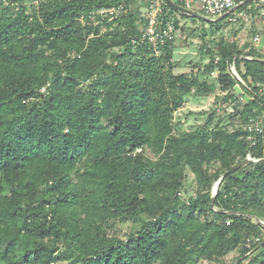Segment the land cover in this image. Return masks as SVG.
Listing matches in <instances>:
<instances>
[{"label":"trees","instance_id":"1","mask_svg":"<svg viewBox=\"0 0 264 264\" xmlns=\"http://www.w3.org/2000/svg\"><path fill=\"white\" fill-rule=\"evenodd\" d=\"M139 1L0 0V264H198L234 250L264 264V135L223 123L264 110V52L221 39L206 72L249 100L228 112L216 96L175 132L185 97L216 87L174 73L173 40L160 55L139 40ZM122 2L110 29L79 21ZM126 219L134 230L110 233Z\"/></svg>","mask_w":264,"mask_h":264},{"label":"rangeland","instance_id":"2","mask_svg":"<svg viewBox=\"0 0 264 264\" xmlns=\"http://www.w3.org/2000/svg\"><path fill=\"white\" fill-rule=\"evenodd\" d=\"M139 2L140 14L142 16L146 4H143L144 1ZM36 4L37 2H34V5ZM250 4L251 8L247 11V22H243V20L228 22L227 17H223L216 22H206L174 10L173 16L177 23L171 58L174 64V73L185 72L193 74L201 80L213 83L216 87L215 91L207 95L190 94L185 97L182 107L174 113L173 123L175 132L187 131L197 124L203 123L208 116L209 110L214 105L215 97H218L222 92L216 80L217 71L215 70L211 74L206 72V67L213 59L211 52L214 54L215 59L217 55V43L221 39L234 41L238 47H254L260 52H264V5L260 1L251 2ZM190 10L205 15L198 6H194ZM218 16L209 18L216 19ZM138 24L141 25L142 22ZM106 27L107 25L103 24L100 29L105 31ZM255 35H258V41L254 40ZM234 89L237 92L241 90L238 86ZM223 123L228 130H232L236 126L245 125L237 119L230 120L228 117H224ZM195 188L193 176L189 173L180 191V196L186 199L194 195ZM135 227L136 224L131 219L124 221L115 220L109 222L108 230L119 237H124L127 233L134 230ZM238 254V250H234L225 255L220 262L200 260L198 264H238L239 260L236 258Z\"/></svg>","mask_w":264,"mask_h":264},{"label":"built area","instance_id":"3","mask_svg":"<svg viewBox=\"0 0 264 264\" xmlns=\"http://www.w3.org/2000/svg\"><path fill=\"white\" fill-rule=\"evenodd\" d=\"M178 4L182 5L187 9H191L194 6L198 8L208 17H214L221 15L222 13L231 10L225 17L228 22H235L243 20L248 21V9L251 8V2L263 0H175ZM245 6L238 8L240 5ZM125 13L124 2L112 6H101L89 10L83 13L79 17V21L82 24L100 27L103 24L107 25L112 23L115 19L119 18ZM166 16V20H163ZM143 22L140 26V37L139 40L148 43L156 55L162 53V48L167 42L174 39L175 26L173 15H168L165 9L164 0H147V6L142 15ZM112 26V25H111ZM111 26H107L106 29H110ZM102 31V30H101ZM258 35L254 36V40L258 41ZM133 43L137 42V39L132 40ZM230 72L236 79L241 83V79L233 69L229 68ZM240 87L236 84L232 88L222 90L221 95H226L227 98V109L228 112L242 111L244 104L249 100V96L240 87V92L235 91V87ZM43 90V89H42ZM264 95V89L261 90ZM244 129L247 131V139L251 142L254 141L256 136L264 135V110L259 115L250 116L244 125ZM140 151V148L137 149ZM258 240V238H256Z\"/></svg>","mask_w":264,"mask_h":264},{"label":"water","instance_id":"4","mask_svg":"<svg viewBox=\"0 0 264 264\" xmlns=\"http://www.w3.org/2000/svg\"><path fill=\"white\" fill-rule=\"evenodd\" d=\"M166 5L173 9V10H176V11H179L183 14H186V15H189V16H192V17H196L200 20H204L206 22H216V21H219L220 19H222L223 17H225L231 10L229 11H226L224 13H222L221 15H219L216 19H212V18H209L208 16H205V15H201L199 13H196L190 9H187L185 7H183L182 5L178 4L177 2H175L174 0H164ZM250 159L249 158H246L243 162L231 167L229 170H227L224 175L232 172L233 170H235L236 168H238L239 166L243 165V164H246L247 162H249ZM220 180L221 178L216 182L214 188H213V195H212V200L214 199V196L218 190V186H219V183H220ZM211 205H213V201L211 203ZM264 242V241H263ZM263 243H261L262 245Z\"/></svg>","mask_w":264,"mask_h":264}]
</instances>
